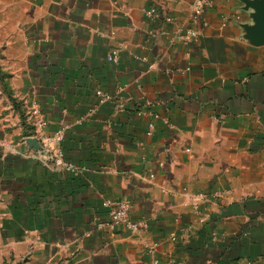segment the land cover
Instances as JSON below:
<instances>
[{"label": "crops", "instance_id": "crops-1", "mask_svg": "<svg viewBox=\"0 0 264 264\" xmlns=\"http://www.w3.org/2000/svg\"><path fill=\"white\" fill-rule=\"evenodd\" d=\"M196 2L20 4L8 55L24 117L0 99V264H264V0H211L193 25ZM64 125L83 175L24 141L42 134L54 152ZM107 199L148 230L100 228Z\"/></svg>", "mask_w": 264, "mask_h": 264}, {"label": "built area", "instance_id": "built-area-1", "mask_svg": "<svg viewBox=\"0 0 264 264\" xmlns=\"http://www.w3.org/2000/svg\"><path fill=\"white\" fill-rule=\"evenodd\" d=\"M211 5V0H198L196 4L193 6V13H192V24L197 25L198 22H200V19L203 15L205 7H209ZM149 16L153 15V12H148ZM204 26H207V22H203ZM194 27V26H193ZM198 36L197 32L192 29H190L186 36H185V42H192L194 39H196ZM109 62H117L118 61V52L113 51L112 54L108 57ZM97 96L100 99V103H103L106 100H110L112 97L110 94H104L101 91L97 92ZM37 114V112H36ZM157 118V116H155ZM48 122L41 121L39 123V126L47 125ZM154 123L150 124V134L154 130ZM67 127L64 125L62 126L54 136V141L57 144V147L55 148L54 152L48 150L46 142V137L44 135L36 136V137H28L26 139L35 138L37 140L36 144H39V148L31 147L29 144H27L26 139L24 140L25 143L36 150L37 156L42 159L44 162H48L49 160L53 164V166L60 171L72 174L74 176H80L83 175L85 169L72 163L71 161H68L65 158V155L60 147V144L65 138ZM103 207L107 211V221L105 223L99 224L100 228H105L109 230L110 232L114 233L120 228H124L130 232L133 233H139L142 231H146L149 228V224L146 220H133L130 217V211L131 206L127 201L124 200H112L107 199L103 203ZM176 238H173V241H175Z\"/></svg>", "mask_w": 264, "mask_h": 264}, {"label": "rangeland", "instance_id": "rangeland-1", "mask_svg": "<svg viewBox=\"0 0 264 264\" xmlns=\"http://www.w3.org/2000/svg\"><path fill=\"white\" fill-rule=\"evenodd\" d=\"M19 4V5H18ZM20 4L24 5V0H0V99H8L19 110V114L24 117L23 109L17 105L15 98L10 87L12 81L13 72L11 71L12 60L11 56L8 55V48L11 46V40L9 35H12L11 24L14 25L16 22L21 20L25 11H20ZM18 31L15 33L17 34ZM5 41L3 42V40ZM8 112V108H6Z\"/></svg>", "mask_w": 264, "mask_h": 264}, {"label": "water", "instance_id": "water-1", "mask_svg": "<svg viewBox=\"0 0 264 264\" xmlns=\"http://www.w3.org/2000/svg\"><path fill=\"white\" fill-rule=\"evenodd\" d=\"M26 142L27 144H29L31 147H37L39 148V144H36L37 143V140L34 138H30V139H26Z\"/></svg>", "mask_w": 264, "mask_h": 264}]
</instances>
